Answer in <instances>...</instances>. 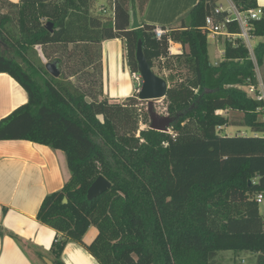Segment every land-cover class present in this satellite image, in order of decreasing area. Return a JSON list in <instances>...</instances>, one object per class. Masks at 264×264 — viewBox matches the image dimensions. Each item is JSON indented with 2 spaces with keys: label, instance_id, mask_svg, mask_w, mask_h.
I'll return each mask as SVG.
<instances>
[{
  "label": "trees",
  "instance_id": "16d2710c",
  "mask_svg": "<svg viewBox=\"0 0 264 264\" xmlns=\"http://www.w3.org/2000/svg\"><path fill=\"white\" fill-rule=\"evenodd\" d=\"M110 1L106 17L96 0H0V72L29 96L0 120V140L61 149L72 173L37 215L56 232L51 264H66L62 253L70 241L99 264H218L222 251H248L264 264V216L256 201L264 192V100L242 88L259 85L248 47L239 38L227 41L223 59L211 61L205 19L217 0H198L189 21L162 26L169 31L161 39L155 24L131 27V8L142 13L149 0ZM235 2L260 7L257 0ZM252 34L264 38V15L253 21ZM114 38L125 42L131 73L139 74V40L152 68L177 62L187 69L164 98L167 115L181 114L167 132L150 128L148 112L147 126L139 127L137 92L123 102L104 97L102 43ZM169 39L182 45L174 56ZM35 46L58 62L59 77L35 63ZM255 54L260 65L264 41ZM230 124L257 135L219 132ZM100 175L111 187L90 200L88 189ZM91 226L98 233L86 243Z\"/></svg>",
  "mask_w": 264,
  "mask_h": 264
},
{
  "label": "crops",
  "instance_id": "0c3cea01",
  "mask_svg": "<svg viewBox=\"0 0 264 264\" xmlns=\"http://www.w3.org/2000/svg\"><path fill=\"white\" fill-rule=\"evenodd\" d=\"M99 1L96 0L95 6L99 9L106 8ZM197 2L198 0H149L142 13L131 8V20L132 13L137 12L139 23L147 22L161 27L179 26L180 21L188 16ZM212 39L217 44L220 43V37ZM173 45L181 52L180 43L174 42ZM1 50L4 48L1 47ZM42 52L40 46L34 47L32 56L37 65H46L48 62ZM125 55L123 39L103 41V93L111 101L123 102L139 88L131 77ZM261 84L263 85L262 82ZM28 99L26 89L14 77L0 72V120L25 104ZM229 126L249 128L235 124ZM236 134L249 135L244 132ZM229 135L234 134L230 132ZM251 135L257 134L252 132ZM71 175L67 155L61 149L30 140H0V264H48L46 259L51 260L50 250L56 232L41 223L37 215L45 197L61 190ZM92 228L93 226L87 233ZM87 233L84 241L90 243L98 230L91 234L90 241L86 238ZM62 259L66 264H99L83 246L73 241L65 246Z\"/></svg>",
  "mask_w": 264,
  "mask_h": 264
},
{
  "label": "rangeland",
  "instance_id": "374dc122",
  "mask_svg": "<svg viewBox=\"0 0 264 264\" xmlns=\"http://www.w3.org/2000/svg\"><path fill=\"white\" fill-rule=\"evenodd\" d=\"M100 2L108 10V12L105 13V16L106 17L112 16V13H110L112 11L111 5H110L111 1L110 0H100L99 3ZM257 2H258V5L260 7H264L263 6L264 0H257ZM217 3L219 5H223L225 7L230 4L229 0H217ZM97 9H99V8H97ZM185 20L189 21V16H187L185 18ZM180 23H181V21H180ZM208 40H209L208 46H209L210 59L213 63H218L224 57L225 39L223 37H220V43L219 44H217L216 41L212 38H208ZM263 40H264L263 37L262 38L261 37H258V38L254 37V39L252 40L253 49L250 50L251 57L254 60V62L256 63L257 76L259 77V80H260L259 85L257 88L254 89V91L250 90V86H245L242 88L245 89L250 96L255 97V98L260 97L259 99L264 100V58H263L262 63L260 65H258L256 54H255V47L257 46V44L260 41H263ZM125 59H126V55H125ZM102 70H103V62H102ZM153 70L156 74L165 78L168 81L169 86L179 82L182 78H184L185 74L188 73L187 69L183 65L182 66L179 65V63H177V62L174 64L173 68L166 67L163 69H161L160 66L158 64H156L155 67H153ZM131 77H132L133 81L136 82L137 87H138L141 79L140 80L137 79L133 73H131ZM72 80L76 81V78L73 77ZM261 82L263 83V85L261 84ZM137 90H138V88L136 89L134 94L136 92L138 93ZM111 102H118V101H111ZM154 105H155V110L160 115H167L166 101L164 98L154 100ZM135 108L137 109V113H139V127L140 128L146 127L147 124L145 123L144 116H145V113L148 112L147 111L148 101L141 100L140 102H138V104L135 106ZM261 110H264V108H262ZM221 113L224 114V116H227L228 118H232L235 120H240V119H242V116H243L242 113H238V112L233 111V110H223V111H221ZM135 119H136V116H135ZM148 120H149V124H150L149 116H148ZM219 132L221 134H229L230 132H232L233 134H236L238 132L239 133L244 132L245 134L251 135L253 131L250 128L238 129V127L226 126L224 128L219 129ZM260 212L264 216V204L260 205ZM95 230H97V228L93 226L92 230L87 233L86 238L88 239V241L91 240V234ZM216 261L218 264H256V255H253V253L248 252V251H241V252H237V253L233 252V251H222V252H220ZM42 264H45V263L42 262Z\"/></svg>",
  "mask_w": 264,
  "mask_h": 264
},
{
  "label": "water",
  "instance_id": "95a60500",
  "mask_svg": "<svg viewBox=\"0 0 264 264\" xmlns=\"http://www.w3.org/2000/svg\"><path fill=\"white\" fill-rule=\"evenodd\" d=\"M49 30H53V22H47L46 24ZM140 26L137 12L132 13V24L133 29ZM136 58L138 61V70L142 78V83L140 90L138 92V98L140 100L148 101V114L150 118V128L158 131L167 132L172 123L181 115H160L155 110L154 100L165 98L169 84L168 81L162 76L156 74L148 62L142 46V41L139 40L136 51ZM47 71L54 77H59L61 75V70L59 68L57 61L47 62L46 63ZM111 187V182L105 178L103 175H100L89 187L88 189V198L90 200L95 197L100 196L102 193L107 191ZM64 202H67V198L64 199ZM48 264H51L50 259H46Z\"/></svg>",
  "mask_w": 264,
  "mask_h": 264
},
{
  "label": "built area",
  "instance_id": "2783aa9c",
  "mask_svg": "<svg viewBox=\"0 0 264 264\" xmlns=\"http://www.w3.org/2000/svg\"><path fill=\"white\" fill-rule=\"evenodd\" d=\"M229 3L230 4L226 7L218 5L213 12L206 17L205 29L208 32V36H211L212 38L223 37L226 41H234L239 38L246 44L250 51L253 49V21L260 19L264 15V9L262 7L243 9L240 8L234 0H229ZM168 31L169 29L167 28L157 26L155 28V35L157 39H161L164 34L168 33ZM173 43L174 41L169 39V56H174L179 52L174 47ZM133 74L137 79H141L137 90L139 92L142 78L140 74ZM254 89V86H250L251 91H254ZM256 201L259 205L264 204V192H261L256 196Z\"/></svg>",
  "mask_w": 264,
  "mask_h": 264
}]
</instances>
